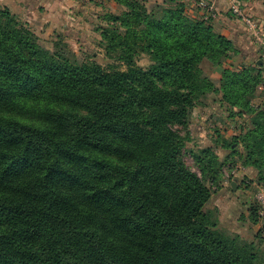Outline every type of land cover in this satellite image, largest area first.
<instances>
[{"label": "trees", "instance_id": "16d2710c", "mask_svg": "<svg viewBox=\"0 0 264 264\" xmlns=\"http://www.w3.org/2000/svg\"><path fill=\"white\" fill-rule=\"evenodd\" d=\"M112 1L105 67L80 61L61 34L43 47L0 6V264H262L255 243L206 210L225 162L188 149L197 173L183 154L194 108L219 94L249 119L223 147L264 189V108L253 105L263 63L215 81L201 63L222 66L238 49L189 16V0ZM250 216L264 240V215Z\"/></svg>", "mask_w": 264, "mask_h": 264}, {"label": "rangeland", "instance_id": "374dc122", "mask_svg": "<svg viewBox=\"0 0 264 264\" xmlns=\"http://www.w3.org/2000/svg\"><path fill=\"white\" fill-rule=\"evenodd\" d=\"M251 1L253 2L251 3ZM262 2V0H249L248 2L229 0V6L226 8L231 15L249 27L253 32H251V35L255 43L258 41L257 39L260 40L263 52L258 57L252 58L251 63L257 62L264 65V17L259 16V13L264 10ZM246 3H250V6L258 5L257 10L250 12ZM149 4L151 3L147 5ZM92 7V10L96 12L95 20L81 24L83 27L81 29L85 30L83 35L61 33V36L80 61H94L105 67L111 61L105 56L99 29L107 25L105 14L116 13L121 7L116 6L113 8L105 0H97V5ZM233 9L237 10V12H233ZM36 35L43 47L53 49L54 36L45 38V36H41L38 33ZM235 46L238 49V54L223 63L222 66L216 67L221 69V74L225 69H239L241 67L240 52L243 48L236 43ZM137 64L141 67H146L149 64V60L143 55L138 59ZM223 66L228 67L224 68ZM201 68L206 74H209V70H212L206 61L201 63ZM219 97V94H212L207 100L206 107L197 106L194 108L187 130L189 132V141L186 144L187 150L183 154V160L192 171L199 173L188 149L198 151L210 148L219 160L225 162V165L220 169V182L218 184H208L211 191V199L206 206V210L216 209L218 211V229L221 232L229 236L236 235L244 241L255 243L258 248L260 262L264 264V240L259 237L260 220L254 222L250 216L254 212L261 217L264 215V189L256 181V172L251 167H243L237 155L233 154V150L223 147V141H227L231 136L239 134L242 130L249 127V119L237 116L235 112H232L220 102ZM253 105L264 108V88L262 86L258 88ZM211 107L214 108L212 113ZM1 110L5 112V110ZM18 118L22 119L21 117ZM185 132L186 130H182L181 133ZM232 184H234L235 189Z\"/></svg>", "mask_w": 264, "mask_h": 264}, {"label": "crops", "instance_id": "0c3cea01", "mask_svg": "<svg viewBox=\"0 0 264 264\" xmlns=\"http://www.w3.org/2000/svg\"><path fill=\"white\" fill-rule=\"evenodd\" d=\"M105 1L113 8L117 6L112 0ZM147 1L151 4L161 2V0ZM246 4L250 12L257 10L258 5ZM94 5H97V0H0V6L7 7L19 20L27 23L33 31L45 38L61 33L83 35L85 30L81 29L83 28L81 24L95 20L96 12L92 10ZM228 6L229 0L228 2L227 0H189L187 13L194 18L210 20L217 32L243 48L240 52L242 64H250L252 58L262 54V45L259 39L257 43L254 42L252 31L227 11ZM262 11V14L256 11L260 17H264V10ZM259 32L262 34L260 30ZM206 62L212 68L207 75L213 80H219L221 69Z\"/></svg>", "mask_w": 264, "mask_h": 264}, {"label": "built area", "instance_id": "2783aa9c", "mask_svg": "<svg viewBox=\"0 0 264 264\" xmlns=\"http://www.w3.org/2000/svg\"><path fill=\"white\" fill-rule=\"evenodd\" d=\"M233 12H237V10H234V9H233Z\"/></svg>", "mask_w": 264, "mask_h": 264}, {"label": "water", "instance_id": "95a60500", "mask_svg": "<svg viewBox=\"0 0 264 264\" xmlns=\"http://www.w3.org/2000/svg\"><path fill=\"white\" fill-rule=\"evenodd\" d=\"M232 186H233V188L235 189L234 184H232Z\"/></svg>", "mask_w": 264, "mask_h": 264}]
</instances>
